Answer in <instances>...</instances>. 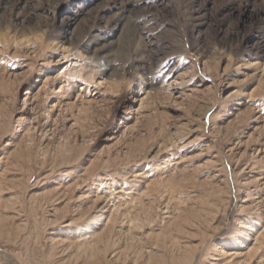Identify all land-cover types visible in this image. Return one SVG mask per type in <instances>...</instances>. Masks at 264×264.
I'll return each mask as SVG.
<instances>
[{
    "label": "rangeland",
    "instance_id": "obj_1",
    "mask_svg": "<svg viewBox=\"0 0 264 264\" xmlns=\"http://www.w3.org/2000/svg\"><path fill=\"white\" fill-rule=\"evenodd\" d=\"M0 264H264V0H0Z\"/></svg>",
    "mask_w": 264,
    "mask_h": 264
},
{
    "label": "bare ground",
    "instance_id": "obj_2",
    "mask_svg": "<svg viewBox=\"0 0 264 264\" xmlns=\"http://www.w3.org/2000/svg\"><path fill=\"white\" fill-rule=\"evenodd\" d=\"M64 54V53H63ZM60 88H61V86L55 91L56 93L57 92H59L60 91ZM27 93V91H25L24 92V94H26ZM34 97H36L35 95H34ZM34 97L32 98V99H34ZM55 102H51L52 104L51 105H49V107L51 108V109H53L54 107H56L58 104H60V100H59V96H55ZM65 106V105H64ZM48 107V108H49ZM66 107V106H65ZM52 112V111H51Z\"/></svg>",
    "mask_w": 264,
    "mask_h": 264
},
{
    "label": "snow or ice",
    "instance_id": "obj_3",
    "mask_svg": "<svg viewBox=\"0 0 264 264\" xmlns=\"http://www.w3.org/2000/svg\"><path fill=\"white\" fill-rule=\"evenodd\" d=\"M183 69H176V70H172V69H169V71H172L173 72V75H175V72L177 71H182Z\"/></svg>",
    "mask_w": 264,
    "mask_h": 264
}]
</instances>
